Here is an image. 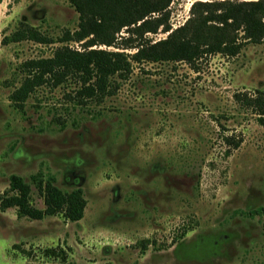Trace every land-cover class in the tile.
<instances>
[{"label": "rangeland", "instance_id": "1", "mask_svg": "<svg viewBox=\"0 0 264 264\" xmlns=\"http://www.w3.org/2000/svg\"><path fill=\"white\" fill-rule=\"evenodd\" d=\"M195 1L210 0H174L173 29ZM20 23L57 37L77 14L67 0H0V196L19 176L43 209L35 177L81 188L86 208L78 222L0 210V264H264V126L236 100L264 91V43L196 69L134 65L100 105L67 102L70 82L16 106L20 66L56 47L2 44Z\"/></svg>", "mask_w": 264, "mask_h": 264}, {"label": "trees", "instance_id": "2", "mask_svg": "<svg viewBox=\"0 0 264 264\" xmlns=\"http://www.w3.org/2000/svg\"><path fill=\"white\" fill-rule=\"evenodd\" d=\"M67 2L77 14L74 30L64 29L52 37L20 23L1 40L2 44L30 41L56 46L50 57L31 59L20 66L23 79L9 95L16 106L23 105L41 87L56 89L70 82L76 87L65 94L67 102L77 107L100 105L130 78L134 65L185 63L196 69L204 58L236 57L246 46L264 43V0L195 1L188 19L175 29L169 23L174 0ZM157 34L166 37L155 41L147 37ZM236 100L264 126V91L239 95ZM33 183L43 209L32 204L30 185L19 176H11L8 190L0 196V210L13 208L18 218L34 221L58 215L69 222L83 218L86 200L81 188L63 191L52 180L35 177ZM45 253L59 254L56 249Z\"/></svg>", "mask_w": 264, "mask_h": 264}]
</instances>
